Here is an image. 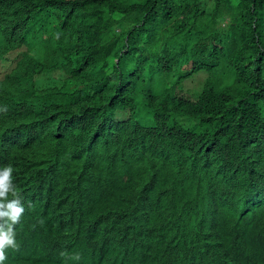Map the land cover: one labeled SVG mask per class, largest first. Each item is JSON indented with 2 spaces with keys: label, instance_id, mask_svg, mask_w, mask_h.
I'll return each instance as SVG.
<instances>
[{
  "label": "trees",
  "instance_id": "16d2710c",
  "mask_svg": "<svg viewBox=\"0 0 264 264\" xmlns=\"http://www.w3.org/2000/svg\"><path fill=\"white\" fill-rule=\"evenodd\" d=\"M0 110L5 264H264V0H0Z\"/></svg>",
  "mask_w": 264,
  "mask_h": 264
},
{
  "label": "clouds",
  "instance_id": "9594fccd",
  "mask_svg": "<svg viewBox=\"0 0 264 264\" xmlns=\"http://www.w3.org/2000/svg\"><path fill=\"white\" fill-rule=\"evenodd\" d=\"M9 142L8 132L0 130V145L9 148ZM13 171L14 169L11 165L4 166L0 164V264H5L9 250L18 251L21 248L28 252L32 249L34 250L39 243H42V234L40 232L43 233V231H39V229L32 233L28 242L20 240L16 236V225L20 223L25 212V203L23 201H29L30 194L16 187L13 182ZM66 247L70 249L69 246ZM73 252L75 254L69 258L79 261L81 258L79 252L75 250ZM61 255L66 254L62 252ZM101 257L103 256L101 255Z\"/></svg>",
  "mask_w": 264,
  "mask_h": 264
},
{
  "label": "rangeland",
  "instance_id": "374dc122",
  "mask_svg": "<svg viewBox=\"0 0 264 264\" xmlns=\"http://www.w3.org/2000/svg\"><path fill=\"white\" fill-rule=\"evenodd\" d=\"M203 77H204V73L201 72V73L195 75L193 78L186 79L183 82L184 88L191 89L193 86L197 87L199 85V83L202 81Z\"/></svg>",
  "mask_w": 264,
  "mask_h": 264
}]
</instances>
